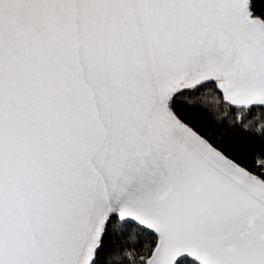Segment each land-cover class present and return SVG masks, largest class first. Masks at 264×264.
I'll list each match as a JSON object with an SVG mask.
<instances>
[{"label":"snow or ice","instance_id":"obj_1","mask_svg":"<svg viewBox=\"0 0 264 264\" xmlns=\"http://www.w3.org/2000/svg\"><path fill=\"white\" fill-rule=\"evenodd\" d=\"M241 134L264 0H0V264H264Z\"/></svg>","mask_w":264,"mask_h":264},{"label":"trees","instance_id":"obj_2","mask_svg":"<svg viewBox=\"0 0 264 264\" xmlns=\"http://www.w3.org/2000/svg\"><path fill=\"white\" fill-rule=\"evenodd\" d=\"M203 117L201 116V121L203 122ZM226 143L230 147V151L234 156H236L240 161L245 162L249 167L252 164L253 155L264 150V144L257 138L245 139L243 134L239 136H233L229 138ZM147 241L141 238H126L124 244L126 245V250L134 252L137 257L145 255L144 244Z\"/></svg>","mask_w":264,"mask_h":264}]
</instances>
